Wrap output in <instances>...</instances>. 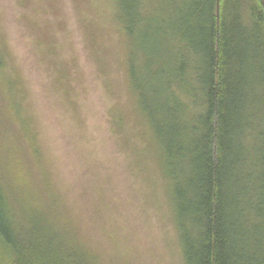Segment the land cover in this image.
Masks as SVG:
<instances>
[{
	"label": "rangeland",
	"instance_id": "374dc122",
	"mask_svg": "<svg viewBox=\"0 0 264 264\" xmlns=\"http://www.w3.org/2000/svg\"><path fill=\"white\" fill-rule=\"evenodd\" d=\"M137 1L132 29L121 0H0V155L9 164L17 155L105 262L186 264L168 162L145 110L178 103L183 129L204 110L196 56L179 36L191 1ZM171 50L179 58H162ZM13 102L23 128L3 110Z\"/></svg>",
	"mask_w": 264,
	"mask_h": 264
},
{
	"label": "trees",
	"instance_id": "16d2710c",
	"mask_svg": "<svg viewBox=\"0 0 264 264\" xmlns=\"http://www.w3.org/2000/svg\"><path fill=\"white\" fill-rule=\"evenodd\" d=\"M186 1L188 30L179 36L196 56L204 110L185 129L175 118L177 102L174 110L173 102L157 114L145 110L168 162L183 256L186 264H264V0ZM121 3L132 33L138 1ZM163 55L178 57L172 50ZM181 61L171 74L183 69ZM3 63L0 56V74ZM2 107L23 128L17 104ZM4 159L0 264H109L65 204L34 189L17 155L11 164Z\"/></svg>",
	"mask_w": 264,
	"mask_h": 264
}]
</instances>
